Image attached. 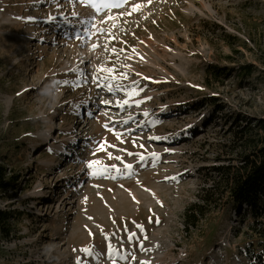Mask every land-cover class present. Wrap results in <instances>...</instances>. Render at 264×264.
<instances>
[{
    "label": "rangeland",
    "instance_id": "374dc122",
    "mask_svg": "<svg viewBox=\"0 0 264 264\" xmlns=\"http://www.w3.org/2000/svg\"><path fill=\"white\" fill-rule=\"evenodd\" d=\"M93 2L0 0V166L16 180L0 264H251L260 241L217 168L264 143L237 133L264 120V0Z\"/></svg>",
    "mask_w": 264,
    "mask_h": 264
},
{
    "label": "trees",
    "instance_id": "16d2710c",
    "mask_svg": "<svg viewBox=\"0 0 264 264\" xmlns=\"http://www.w3.org/2000/svg\"><path fill=\"white\" fill-rule=\"evenodd\" d=\"M242 68L247 73V76L254 71L252 65H245ZM219 69L217 66H211L208 72L216 77H222L227 74L224 71L220 72ZM206 103L214 107L213 115L215 118L217 113H221L224 110V107L213 98L207 100ZM255 127L264 129V120L254 127L252 124L241 126L240 132L237 133L242 138H245ZM231 167L217 168V170L225 174L226 185L224 190L225 193L229 194L231 209L240 219L243 218L245 222L251 220L249 229L260 241L259 246L261 249L249 254L251 264H264V143L261 146H256L251 155H245L240 167ZM6 174L7 170L0 166V191L2 193L12 190L16 181L13 176L6 179ZM196 208H199L200 211ZM202 209V206L194 204L186 210L184 215L186 230L191 227H197L199 217L204 216ZM10 219H14L12 212L0 211V230L5 239H10L12 236Z\"/></svg>",
    "mask_w": 264,
    "mask_h": 264
},
{
    "label": "snow or ice",
    "instance_id": "6c2138e0",
    "mask_svg": "<svg viewBox=\"0 0 264 264\" xmlns=\"http://www.w3.org/2000/svg\"><path fill=\"white\" fill-rule=\"evenodd\" d=\"M82 2H85V0H82ZM127 2V0H100V2L99 3H95V2H93V3H91V7H93V8H95V10L97 11V12H99V11H101V10H103V9H112V8H120V7H123L124 6V4ZM139 8H140V5H136V6H134V8H133V11H137V10H139ZM109 19H113L112 17H109ZM98 31H104V30H101V29H98ZM95 47H97V45H93V48H95ZM112 52L113 53H116V50L115 49H112ZM102 71H105V72H108V73H112V72H114V71H116V69H114V68H107V69H103ZM121 75H123V74H121ZM103 79H105V80H107V79H115V77H109V76H104V77H102ZM62 83H65V84H70L71 82H69V81H63ZM79 83L80 82H77V83H75V84H71V86H73V87H76V86H79ZM105 87H107L108 88V91L109 92H112L113 91V88L111 87V86H109V85H105ZM131 94H135V93H130V95ZM124 104H127L128 103V101H124L123 102ZM107 127V126H106ZM121 134H119V133H117V136H120ZM152 139H159L158 137H153ZM139 147H143V145H139ZM100 148L102 149L103 148V145H100ZM129 155H137L138 157H139V160L141 161V162H143V161H145L146 159H148V157H146L145 155H143L142 153H128ZM109 156H110V158H111V154H109ZM150 156H151V158L155 161V160H158L159 159V157H158V155L156 154V153H151L150 154ZM114 159H116V160H121L122 158L121 157H119V156H117V157H114ZM101 162L100 161H93V162H90L89 164H88V167L89 168H93V166L94 165H98V164H100ZM114 167V166H113ZM132 168H133V165H131V164H126L125 165V170L127 171V173H128V175L129 176H131L132 175ZM115 171L118 173V174H123L122 172H121V170L120 169H118V168H115ZM106 173H108V169L107 168H104L103 170H95V171H93V175H104V174H106ZM113 178H115V177H113ZM142 227V226H141ZM146 238V237H145ZM134 239H136V236H135V233H129V235H128V240L129 241H131V240H134ZM108 247L111 249L112 248V245L111 244H109L108 245ZM141 248H142V245H141ZM82 251H84L85 253H87L88 255H92L93 254V249H89V248H85V249H83ZM113 251H115L114 249H113ZM122 259H127V257H121ZM78 264H83V261L81 260V261H78Z\"/></svg>",
    "mask_w": 264,
    "mask_h": 264
}]
</instances>
